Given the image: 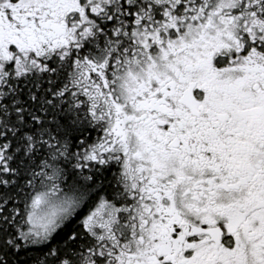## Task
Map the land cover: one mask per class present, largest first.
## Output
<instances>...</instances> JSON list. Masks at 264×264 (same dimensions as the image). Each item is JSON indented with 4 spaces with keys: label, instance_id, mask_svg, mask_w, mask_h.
I'll list each match as a JSON object with an SVG mask.
<instances>
[{
    "label": "snow or ice",
    "instance_id": "obj_1",
    "mask_svg": "<svg viewBox=\"0 0 264 264\" xmlns=\"http://www.w3.org/2000/svg\"><path fill=\"white\" fill-rule=\"evenodd\" d=\"M0 264H264V0H0Z\"/></svg>",
    "mask_w": 264,
    "mask_h": 264
}]
</instances>
